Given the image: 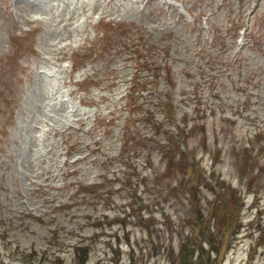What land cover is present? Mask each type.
<instances>
[{
    "label": "rangeland",
    "instance_id": "rangeland-1",
    "mask_svg": "<svg viewBox=\"0 0 264 264\" xmlns=\"http://www.w3.org/2000/svg\"><path fill=\"white\" fill-rule=\"evenodd\" d=\"M252 2L0 0V264H264Z\"/></svg>",
    "mask_w": 264,
    "mask_h": 264
},
{
    "label": "trees",
    "instance_id": "trees-1",
    "mask_svg": "<svg viewBox=\"0 0 264 264\" xmlns=\"http://www.w3.org/2000/svg\"><path fill=\"white\" fill-rule=\"evenodd\" d=\"M200 250H201V249H200ZM200 250H199V251H200ZM199 251H197V252H199Z\"/></svg>",
    "mask_w": 264,
    "mask_h": 264
}]
</instances>
